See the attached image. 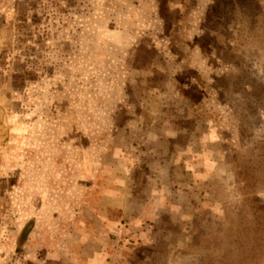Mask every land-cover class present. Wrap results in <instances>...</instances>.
Listing matches in <instances>:
<instances>
[{
    "label": "rangeland",
    "instance_id": "374dc122",
    "mask_svg": "<svg viewBox=\"0 0 264 264\" xmlns=\"http://www.w3.org/2000/svg\"><path fill=\"white\" fill-rule=\"evenodd\" d=\"M0 264H264V0H0Z\"/></svg>",
    "mask_w": 264,
    "mask_h": 264
},
{
    "label": "water",
    "instance_id": "95a60500",
    "mask_svg": "<svg viewBox=\"0 0 264 264\" xmlns=\"http://www.w3.org/2000/svg\"><path fill=\"white\" fill-rule=\"evenodd\" d=\"M29 233V230H27V232L24 234V239L26 238L27 234Z\"/></svg>",
    "mask_w": 264,
    "mask_h": 264
}]
</instances>
